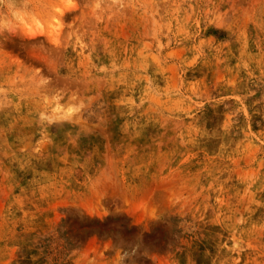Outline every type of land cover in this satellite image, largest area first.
<instances>
[{"label":"rangeland","instance_id":"1","mask_svg":"<svg viewBox=\"0 0 264 264\" xmlns=\"http://www.w3.org/2000/svg\"><path fill=\"white\" fill-rule=\"evenodd\" d=\"M0 264H264V0H0Z\"/></svg>","mask_w":264,"mask_h":264},{"label":"clouds","instance_id":"2","mask_svg":"<svg viewBox=\"0 0 264 264\" xmlns=\"http://www.w3.org/2000/svg\"><path fill=\"white\" fill-rule=\"evenodd\" d=\"M42 119H46V117H43V116H42Z\"/></svg>","mask_w":264,"mask_h":264}]
</instances>
